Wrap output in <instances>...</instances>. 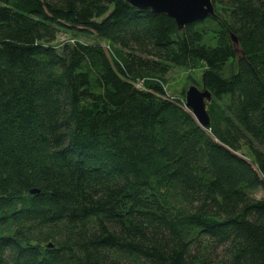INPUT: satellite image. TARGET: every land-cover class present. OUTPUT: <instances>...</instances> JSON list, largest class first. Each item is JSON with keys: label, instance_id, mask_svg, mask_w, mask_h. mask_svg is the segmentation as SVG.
Returning a JSON list of instances; mask_svg holds the SVG:
<instances>
[{"label": "trees", "instance_id": "1", "mask_svg": "<svg viewBox=\"0 0 264 264\" xmlns=\"http://www.w3.org/2000/svg\"><path fill=\"white\" fill-rule=\"evenodd\" d=\"M212 2L179 31L126 0H0V264H264V0ZM172 67L202 68L207 128Z\"/></svg>", "mask_w": 264, "mask_h": 264}, {"label": "water", "instance_id": "2", "mask_svg": "<svg viewBox=\"0 0 264 264\" xmlns=\"http://www.w3.org/2000/svg\"><path fill=\"white\" fill-rule=\"evenodd\" d=\"M132 7L138 10H150L155 14H165L172 18L179 31L193 22L202 21L215 13L212 0H126ZM230 38L238 55H242L238 47V39L231 32ZM211 98V93L203 88L190 86L185 92V107L202 128L210 124L206 102ZM37 190H31L35 193Z\"/></svg>", "mask_w": 264, "mask_h": 264}, {"label": "rangeland", "instance_id": "3", "mask_svg": "<svg viewBox=\"0 0 264 264\" xmlns=\"http://www.w3.org/2000/svg\"><path fill=\"white\" fill-rule=\"evenodd\" d=\"M74 39H80L84 42L91 43L93 39L90 36L80 35L73 36L69 33L61 32L58 35L56 44L62 41H73ZM107 44V43H106ZM104 47L110 46L109 44ZM112 47V46H111ZM114 47L111 48V50ZM202 68L188 69L184 67H172L171 70L165 75V91L171 97L185 98V92L190 86H196L199 90H202ZM184 93V95H183ZM255 198L264 197V191H257L253 194Z\"/></svg>", "mask_w": 264, "mask_h": 264}, {"label": "built area", "instance_id": "4", "mask_svg": "<svg viewBox=\"0 0 264 264\" xmlns=\"http://www.w3.org/2000/svg\"><path fill=\"white\" fill-rule=\"evenodd\" d=\"M107 49H109V47H106Z\"/></svg>", "mask_w": 264, "mask_h": 264}]
</instances>
